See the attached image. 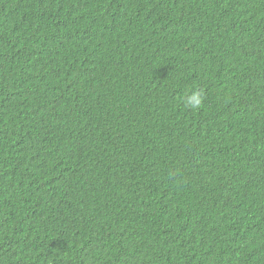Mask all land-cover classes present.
<instances>
[{
	"label": "trees",
	"instance_id": "1",
	"mask_svg": "<svg viewBox=\"0 0 264 264\" xmlns=\"http://www.w3.org/2000/svg\"><path fill=\"white\" fill-rule=\"evenodd\" d=\"M0 264H264V0H0Z\"/></svg>",
	"mask_w": 264,
	"mask_h": 264
},
{
	"label": "clouds",
	"instance_id": "2",
	"mask_svg": "<svg viewBox=\"0 0 264 264\" xmlns=\"http://www.w3.org/2000/svg\"><path fill=\"white\" fill-rule=\"evenodd\" d=\"M204 102V96L201 92H195L185 97V106L191 109H198Z\"/></svg>",
	"mask_w": 264,
	"mask_h": 264
}]
</instances>
